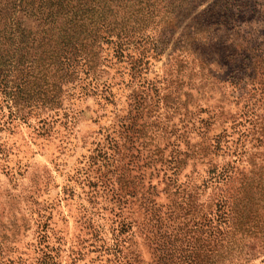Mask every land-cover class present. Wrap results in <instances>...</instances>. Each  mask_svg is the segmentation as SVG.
<instances>
[{
    "label": "rangeland",
    "instance_id": "rangeland-1",
    "mask_svg": "<svg viewBox=\"0 0 264 264\" xmlns=\"http://www.w3.org/2000/svg\"><path fill=\"white\" fill-rule=\"evenodd\" d=\"M76 2L0 57V264H264V0Z\"/></svg>",
    "mask_w": 264,
    "mask_h": 264
},
{
    "label": "trees",
    "instance_id": "trees-1",
    "mask_svg": "<svg viewBox=\"0 0 264 264\" xmlns=\"http://www.w3.org/2000/svg\"><path fill=\"white\" fill-rule=\"evenodd\" d=\"M4 1V4L0 6V57L1 59H5L4 51L8 48V42L12 39V31L15 25L18 24V27L24 32L26 35H49V28L46 27V24L51 20H63L64 22H68L71 18V14L73 13L72 8H69V11L63 12L59 14L58 9L55 7V3H62L65 0H0V5ZM70 3L77 1V4L84 5H96L101 4L103 1L105 3L119 1V0H68ZM106 5V4H105ZM47 8H50L49 10ZM51 13V14H50ZM52 13L54 15H52ZM111 16V15H110ZM52 18V19H50ZM32 22H37L35 27H30ZM54 22V21H53ZM56 38L61 39L59 41H55L52 44H45L44 42L39 41L37 47H41L43 51L46 53L50 64L54 66V64H64L69 65L70 60L67 57V52L60 45L65 44L66 46H70V42L72 43L74 37L72 35V26H59L55 28ZM59 46V47H58ZM74 47V46H73ZM48 60H44L43 62H47ZM10 64V63H9ZM49 67V66H48ZM52 68V67H51ZM55 71H58L59 68H54ZM8 94L10 101L15 103V96L18 94L19 85L14 84L11 89H4V93ZM47 102V101H46ZM44 250L46 251L45 257L51 258L50 256V247L45 245ZM44 259V258H43ZM44 261V260H42ZM47 262H41V264H45Z\"/></svg>",
    "mask_w": 264,
    "mask_h": 264
}]
</instances>
